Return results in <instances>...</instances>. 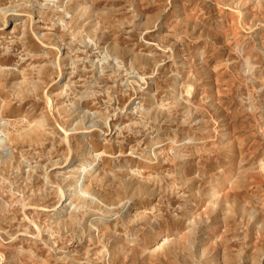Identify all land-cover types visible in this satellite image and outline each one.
I'll use <instances>...</instances> for the list:
<instances>
[{
	"label": "rangeland",
	"instance_id": "rangeland-1",
	"mask_svg": "<svg viewBox=\"0 0 264 264\" xmlns=\"http://www.w3.org/2000/svg\"><path fill=\"white\" fill-rule=\"evenodd\" d=\"M0 264H264V0H0Z\"/></svg>",
	"mask_w": 264,
	"mask_h": 264
},
{
	"label": "bare ground",
	"instance_id": "bare-ground-1",
	"mask_svg": "<svg viewBox=\"0 0 264 264\" xmlns=\"http://www.w3.org/2000/svg\"><path fill=\"white\" fill-rule=\"evenodd\" d=\"M69 156V155H68ZM83 178L85 179L86 178V174L83 176ZM20 248V247H19Z\"/></svg>",
	"mask_w": 264,
	"mask_h": 264
}]
</instances>
